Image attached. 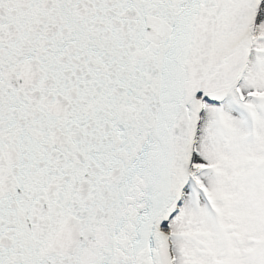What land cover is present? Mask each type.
Listing matches in <instances>:
<instances>
[{
    "label": "snow or ice",
    "instance_id": "1",
    "mask_svg": "<svg viewBox=\"0 0 264 264\" xmlns=\"http://www.w3.org/2000/svg\"><path fill=\"white\" fill-rule=\"evenodd\" d=\"M0 264H264V0H0Z\"/></svg>",
    "mask_w": 264,
    "mask_h": 264
}]
</instances>
